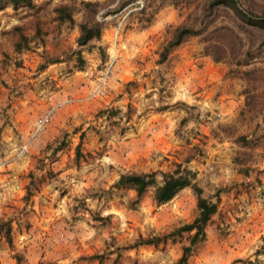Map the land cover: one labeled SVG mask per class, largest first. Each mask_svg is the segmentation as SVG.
I'll return each instance as SVG.
<instances>
[{
	"label": "rangeland",
	"instance_id": "rangeland-1",
	"mask_svg": "<svg viewBox=\"0 0 264 264\" xmlns=\"http://www.w3.org/2000/svg\"><path fill=\"white\" fill-rule=\"evenodd\" d=\"M79 1L33 0L31 9H0V220L12 226V248L0 239V263L112 264L116 258L115 264H175L184 237L133 244L189 222L197 213L192 190L156 205L150 189L129 208L132 191L113 184L121 173L181 163L216 203L188 264H264V45L247 65L216 62L203 51L204 32L173 46L157 64L171 29L206 0H135L118 12L110 11V0H92L107 4L95 15L102 23L98 44L115 58L98 91L105 63L96 48H80L77 69V29L53 20L54 5L77 9ZM142 5L145 12L138 13ZM210 18L206 31L225 24L238 30L226 7L213 9ZM34 19L43 46L15 52L10 27L32 34ZM238 34L243 48L258 45L255 30ZM42 48L59 61L38 70ZM58 89L62 98H53ZM245 90L254 95L251 105ZM67 107L59 119L56 112ZM49 110L43 128L31 135ZM238 135L253 146L239 145ZM55 146L60 149L52 152ZM48 169L55 177L24 200L27 173Z\"/></svg>",
	"mask_w": 264,
	"mask_h": 264
},
{
	"label": "trees",
	"instance_id": "trees-1",
	"mask_svg": "<svg viewBox=\"0 0 264 264\" xmlns=\"http://www.w3.org/2000/svg\"><path fill=\"white\" fill-rule=\"evenodd\" d=\"M114 5L111 7V12H118L128 3L135 0H110ZM243 1V2H242ZM162 3V0H160ZM8 5L12 9L19 7L34 8L33 0H0V9ZM107 6L106 3H101L92 0H80L78 8L75 9L72 4L68 2H60L53 6V20L56 24L66 23L69 27L77 29L75 37V45L77 49L74 52L75 60L81 69L83 60L80 54V48L87 47L89 49L95 47L100 62H107L108 58L104 46L98 44L101 36L102 23L95 17V15ZM217 7L228 8L238 24V30L229 27L227 24L215 26L206 31V27L210 22V15L212 10ZM242 8V9H241ZM145 5H142L137 11L144 13ZM80 13V18L76 21L74 19V11ZM200 12L195 13L192 18H188L180 22L171 29L170 36L162 45L158 52V58L155 63H162L166 58L168 51L175 45L191 36H202L204 46L203 51L205 54H210L213 60L218 62L221 60H229L237 66L247 65L259 51L260 47L264 45V4L256 0H206L202 3ZM212 21V20H211ZM201 23L200 26L198 24ZM257 32L256 36L259 37L258 45L253 47L243 48L244 43L238 32ZM12 39V49L15 52H20L22 49L27 50L31 48L32 44H39L43 46L41 37L42 29L39 20L33 21V33L28 34L25 28L21 25H12L8 31ZM39 41V43L37 42ZM261 52H258L260 54ZM41 62L38 70H43L48 64L58 62V56H53L52 53L42 48ZM247 73V72H246ZM245 103L251 105L253 101V93L245 90ZM235 140L239 145L251 147L252 141L246 139L245 135H238ZM47 144L45 148H49ZM60 149L59 146L52 148V152ZM79 144L74 148V156H79ZM75 157V159H76ZM28 181L24 186L23 199H28L39 186L46 180L55 177V173L49 169L45 174L35 175L32 171L27 173ZM159 176V179H157ZM114 187L122 190H129L133 193V198L129 201L127 206L134 208L137 203L142 199L147 190L151 189V199L156 205L163 204L173 198L180 190L189 187L195 199V207L197 210L196 215L186 223L181 224L172 231L162 234L160 236L138 237L134 242L136 245H153L158 243H165L167 239L174 241L175 237L179 239L184 237L185 243L180 247V254L175 261V264H188L187 259L191 255L194 248L201 243L205 238V226L209 222L211 216L216 212V203L210 201L205 195L203 190L194 182V173L184 167L181 163H174L173 168L170 170H154L149 172H126L118 175L114 182ZM12 226L9 220H0V239H2L8 248H12ZM16 259H20L19 255L14 254ZM112 264L116 263V258L112 259ZM42 264V262H38ZM44 264V263H43ZM46 264V263H45ZM49 264V263H47Z\"/></svg>",
	"mask_w": 264,
	"mask_h": 264
},
{
	"label": "built area",
	"instance_id": "built-area-1",
	"mask_svg": "<svg viewBox=\"0 0 264 264\" xmlns=\"http://www.w3.org/2000/svg\"><path fill=\"white\" fill-rule=\"evenodd\" d=\"M116 35H117V30L114 31L113 36L111 37V41L110 44L115 46V42H116ZM111 46V45H110ZM112 48V47H110ZM114 54L113 56H111L109 54V58L104 66V68L101 70V72L99 73V77H98V84L96 86V89L99 91V89L101 88V86L104 84L108 73L110 71L111 65L114 62ZM52 110H49L48 112H46L43 116L39 117L36 119V121L34 122V126H33V130H32V134L34 135L35 133H37L38 131H40L43 126L45 125V123L47 122L50 114H51Z\"/></svg>",
	"mask_w": 264,
	"mask_h": 264
},
{
	"label": "crops",
	"instance_id": "crops-1",
	"mask_svg": "<svg viewBox=\"0 0 264 264\" xmlns=\"http://www.w3.org/2000/svg\"><path fill=\"white\" fill-rule=\"evenodd\" d=\"M80 88H81V86H80ZM82 91V90H81ZM61 91H60V89H58L54 94H53V98H56V99H60V98H62V95H60L61 93H60ZM69 109V107H67V109H60V110H58V112H56L57 113V116H58V118L60 119H65V117H67V110ZM73 111L74 110H72V109H70V113L69 114H72L73 113ZM68 114V115H69ZM207 246V245H206ZM213 246H211V248H212ZM2 263V262H1ZM0 263V264H1ZM3 264V263H2ZM8 264V263H7ZM10 264V263H9Z\"/></svg>",
	"mask_w": 264,
	"mask_h": 264
}]
</instances>
